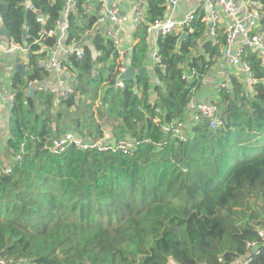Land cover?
Returning a JSON list of instances; mask_svg holds the SVG:
<instances>
[{
  "label": "trees",
  "instance_id": "16d2710c",
  "mask_svg": "<svg viewBox=\"0 0 264 264\" xmlns=\"http://www.w3.org/2000/svg\"><path fill=\"white\" fill-rule=\"evenodd\" d=\"M29 1L49 14V23L65 3ZM25 5V0H0L1 26L7 38L20 44L30 43L40 31L35 11ZM77 5L69 41L79 40L95 21L94 14L84 12L86 0ZM164 14L163 0H147V21ZM200 18L195 12L193 32L179 43L178 34L159 38L156 83L142 66L148 51L144 27L132 52L136 74L124 80L123 88L115 89L113 82L103 88L115 78L114 60L91 77L94 64L88 48L82 60L68 58L66 77L90 102H75L74 93L55 112L53 94H27V82L50 79L37 65L38 45L31 46L28 66L10 79L15 97L6 114L8 139L0 148L3 258H22V264H264V243L258 236L264 230V60L246 52L255 77L253 93L231 77V91L220 94L221 128L193 126L185 141H177L153 121L157 107L166 122L180 117L199 83L182 79L180 65L186 62L204 72L202 57L189 58L206 30ZM260 26L264 31V18ZM92 33L94 49L103 52L98 63L106 62L113 55L111 43ZM44 43L51 45L53 39ZM222 43L223 35L213 46L204 42L203 48L219 55ZM151 90L157 94L153 103L147 100ZM105 128L115 139L133 138L134 148L124 153L69 146L58 154L47 149L50 139L65 132H86L95 139ZM17 154L21 158L4 173L3 159ZM248 241L257 242L258 252L243 263L239 258L248 252Z\"/></svg>",
  "mask_w": 264,
  "mask_h": 264
},
{
  "label": "built area",
  "instance_id": "2783aa9c",
  "mask_svg": "<svg viewBox=\"0 0 264 264\" xmlns=\"http://www.w3.org/2000/svg\"><path fill=\"white\" fill-rule=\"evenodd\" d=\"M50 1L54 2V0ZM90 1L91 3L95 2L96 5L95 21L91 29L99 32L102 39L110 42L113 50L111 61L114 60L112 74L115 75V78L113 81L110 78L104 82L103 88H106L110 82H113L115 89L124 87V80H126L124 73L130 67V55L139 40L138 34L140 33V28L144 27L145 36H154L153 43L155 44L150 55V67L161 65L158 48L160 37L169 34H178L179 36L182 32H193L190 24L195 18V10H190L181 17H175L169 13L170 15H164L153 21H147V0H134L130 13L122 12L117 0H86L87 5L84 8V12L89 15L88 4ZM163 1L166 11L174 8L175 0ZM236 2L237 0H201L202 6L207 10V15L201 21L208 25L207 41L213 46L217 43L219 31L223 35L220 55L214 54L211 56L212 60L221 58L225 63L226 72L213 85L214 91L219 95V100L220 94H228L231 91L232 76L242 80L250 94L253 93L252 84L255 82V77L250 64L245 58L248 50L255 52L258 58L264 60V32H256L253 27L246 23L250 21L260 25L264 18V1L241 0L243 6L242 14H239ZM77 4L78 0H65L63 8L57 11V17L49 23V14L39 12L36 10L34 4L30 2L25 6L36 13L35 22L40 25L38 37L28 44L17 43L12 38H7L6 42L0 41V67L4 66L7 60L6 54L11 51H17L23 57V62H19L23 67L28 66L29 49L32 45H38L39 48L34 51L38 55L37 65L43 71L50 74L51 79L29 81L27 82L26 90L28 91L32 87L34 90L53 94V112L58 109L61 100H67L74 93L76 94L75 102L79 99L88 103L90 102L82 93L79 94L78 91H74L66 77L68 76V69L65 64L67 59L73 56L78 60H82L85 56V50L88 48V44H86L89 38L88 31H85L79 40L75 41L74 38H71L70 41L68 40V29L71 23L70 17L73 12L76 13ZM49 24L50 26H48ZM186 27H188L187 31L185 30ZM238 38L241 39L239 43H237ZM47 39H53V43L51 45L45 44L44 42ZM89 50L91 53L95 52L97 54V56H92L94 67L90 71V76L94 77L99 73L101 64H96L98 62L93 61L96 60V57H100L103 52L102 49ZM206 61L205 63L208 62ZM180 68L182 70L181 78L184 80L201 76L195 71V68L188 66L186 62L182 63ZM9 73V79H11L14 71L12 73L10 71ZM71 75H73L71 78L73 80L75 74L72 73ZM7 83L8 94L0 97V148L2 149L8 139V133L5 129L6 114L13 106L15 97V92L10 88V80ZM99 96L100 91H98L97 99H99ZM219 100L209 98L198 100L191 96L184 108L187 115L186 121L174 119L166 122L158 108L155 109L153 121L159 124L160 130L164 134H171L177 141H185L193 126H203L209 130H217L223 126V120L219 115ZM72 107V110H75V107ZM51 126L55 127V121L51 123ZM84 134L85 136H80L79 133L73 131L65 132L56 138L50 139L47 149L55 154L63 152L69 146H73L79 150L95 149L100 152L121 151L125 153L133 149L135 144V140L129 136L115 139L111 131L106 128L105 130L103 129L102 136L95 139L88 137L86 132ZM20 158V154H17L10 160L3 159V163L1 162L2 171L9 173L13 167V162ZM258 236L264 243V230H258ZM245 248L248 252L239 258V261L243 263L249 262L251 254L258 252L257 242L248 241ZM23 262L24 259L22 258L13 260L3 258L0 255V264H22ZM170 264L175 263L170 261Z\"/></svg>",
  "mask_w": 264,
  "mask_h": 264
},
{
  "label": "crops",
  "instance_id": "0c3cea01",
  "mask_svg": "<svg viewBox=\"0 0 264 264\" xmlns=\"http://www.w3.org/2000/svg\"><path fill=\"white\" fill-rule=\"evenodd\" d=\"M117 1L119 2V5L121 7V11L122 12H124V13H130L131 12V10H132V6L131 5L134 2V0H117ZM175 1L176 2H175L174 8L168 10L169 12L166 11V9H165V14L164 15H170L171 14V15H173L175 17H181L186 12H188L190 10H195L196 11V15L201 16L200 21H203L202 18L207 15V10H206V8L204 6H202L201 0H175ZM235 4H236V6L238 8L239 14H242L243 6L241 4V0H237V2ZM95 8H96L95 2L91 3V1H90L89 4H88V13L95 14ZM246 23L249 26L253 27L256 32H264V31H262L261 26L259 24H256V23L250 22V21H248ZM204 24H205L206 30L203 33V36L201 38L202 41L199 38L196 39V41H195L196 46L194 48L192 47L190 49L189 58H191V56H194L196 58L197 57H202L203 60L205 59V61H206V59H207L208 62L206 61L207 62L206 63V67H205L203 73H200V72H198L197 69H195V71L201 76L198 77V78H194V79L199 80V83H198L197 87L192 89L191 96L194 97L195 99H198V100L199 99H205V98L219 100V95H217L216 92L214 91L213 85L226 72L225 71V63L223 62V60L221 58H219L218 60H212V57H211L212 55H210L208 52H206L204 50L203 43L207 42V39H208V25L206 23H204ZM0 27H2L1 26V22H0ZM85 31H88V35H89L88 41L86 42V44H88L87 45L88 49L93 50L94 49V46H93V43H94L93 42V39H94L93 35H94V33H92L93 30L92 29H86ZM187 34H186V36H187ZM180 35L178 36V39L180 38ZM218 36H222V35H220V31L218 33ZM6 40H7V38H4V37L0 36V41L6 42ZM153 40H154V36L153 35L152 36L151 35H147L146 36V41H147V44H148V51H147V54H146V58L143 59L142 66L148 72H150L151 77L155 78L152 81H154L156 83V82H158V78L155 77L154 74H153V70H154L155 66L154 67H150L149 66L151 64L150 55H151V52H152V50L154 48V44H155V43H153ZM240 40L241 39L238 38L237 43H239ZM103 43H105V42H103ZM178 43H179V41H178ZM219 48H220L219 49V52H220L221 45H219ZM219 55H217V56H219ZM10 56H12V59L14 57V60H11V61L7 62V60L10 59ZM92 56H97V54L94 52V53H92ZM111 56H109L107 58L106 62L98 63V64H101L100 67L104 66L105 64L107 65L108 62L111 61ZM18 57H19V62H23V57L20 56V54L17 51H11V52L7 53L6 54V59L7 60H6L5 64H4V66L0 67V97L1 96H6L8 94V83H7V81L10 80L9 79L10 78V76H9L10 73L9 72L11 71V73H12V71H14V72L16 71L14 69V66L17 63L15 61V59L18 58ZM100 57H96L95 58L96 60H94L93 62L100 61L99 60ZM131 59H132V52H131V55H130V67H133L131 65V62H132ZM199 64H200V61H199ZM24 68L25 67H23V69ZM102 68H104V67H102ZM102 68H99V70L102 69ZM99 72H101V71H99ZM69 74H70V71L68 70V75ZM135 74H136V69H135L134 75ZM134 75H133V77H134ZM50 79H51V76H50ZM138 94H141V92L138 91ZM156 99H157V94H156L155 90L154 91L151 90L150 93L148 94V98H147L148 102L149 103H151V102L153 103V102L156 101ZM157 108L160 110V112L162 113V117L165 120L164 111L161 108H159V107H157ZM154 112H155V110H154ZM176 119H178V120L179 119H183V120L186 121L187 115L185 114V110H183L182 115L180 117H177ZM172 120H174V119H171L170 121H172ZM185 121H183V122H185ZM106 129H108V128H106Z\"/></svg>",
  "mask_w": 264,
  "mask_h": 264
},
{
  "label": "water",
  "instance_id": "95a60500",
  "mask_svg": "<svg viewBox=\"0 0 264 264\" xmlns=\"http://www.w3.org/2000/svg\"><path fill=\"white\" fill-rule=\"evenodd\" d=\"M30 3L29 0H25V4L28 5ZM0 36L7 38V33L4 27H0ZM186 37V32H182V34L180 35V38L178 39V41L180 42L182 39H184ZM15 61L17 62V64L14 66V69L18 72H23V66L19 63V58H16ZM135 72V69L133 67H129L126 72L124 73V77L126 79H132L133 78V74ZM33 88L30 87L28 89V94H32L33 93Z\"/></svg>",
  "mask_w": 264,
  "mask_h": 264
},
{
  "label": "rangeland",
  "instance_id": "374dc122",
  "mask_svg": "<svg viewBox=\"0 0 264 264\" xmlns=\"http://www.w3.org/2000/svg\"><path fill=\"white\" fill-rule=\"evenodd\" d=\"M11 60H14V57H13V59H12V56H10V59H8L7 62H8V61H11ZM89 100H90V99H89ZM98 103H99V101H98V99H96L95 102H94V106H97ZM219 104H220V102H219ZM104 130H105V129H104Z\"/></svg>",
  "mask_w": 264,
  "mask_h": 264
}]
</instances>
